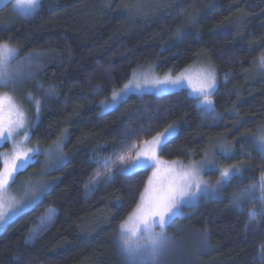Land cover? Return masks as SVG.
<instances>
[{
	"label": "trees",
	"instance_id": "trees-1",
	"mask_svg": "<svg viewBox=\"0 0 264 264\" xmlns=\"http://www.w3.org/2000/svg\"><path fill=\"white\" fill-rule=\"evenodd\" d=\"M2 43L19 58L49 55L22 85L39 108L30 110L31 140L67 138L56 181L0 231V264H264V202L240 199L264 172V154L248 139L264 124V72L247 77L264 55V0H41L30 14L0 21ZM202 57L218 73L212 110L181 89L130 94L101 112L137 67L177 73ZM170 125L177 132L162 159L200 160L220 139L233 152L221 164L241 169L219 197L175 217L155 255L133 253L118 230L151 170L121 174L119 157ZM105 159L107 170L97 163Z\"/></svg>",
	"mask_w": 264,
	"mask_h": 264
},
{
	"label": "rangeland",
	"instance_id": "rangeland-1",
	"mask_svg": "<svg viewBox=\"0 0 264 264\" xmlns=\"http://www.w3.org/2000/svg\"><path fill=\"white\" fill-rule=\"evenodd\" d=\"M40 1L41 0H39V3ZM7 4H9L8 9L6 8L5 11L0 13L1 23L15 20L18 17H24L38 7L30 8L27 3L23 2V0L19 6L16 5V0H3V2H0V8L6 6ZM2 44L7 45L8 48L14 49L15 51L12 53H0V61H3V63H0V95L12 98V100L15 102V105L23 113L24 126L16 128L12 139L6 141L0 140V145L8 144V147L5 146L2 150H0V155L2 158L4 156L10 155L16 148L22 149L24 151L35 148L39 149V152L35 155V158L31 162L35 163L36 166L29 170H26L25 168L17 173L15 175L14 182L9 181V187L5 191L0 192V199H2L4 203L3 210L10 217L6 220V222H0V231L8 222L33 206L40 199L43 193L46 192L56 181L55 179H52V174L64 163V155H66L64 143L67 138V135H65L64 137L59 138L57 142H54L50 145H40L31 140L32 128L34 127L35 123L30 125V110L34 108L35 114H37V112L39 113V108L38 103L33 100L31 95L23 96L22 85L25 84L26 81L34 74V72L37 71V69L44 63V61L49 58V55L45 53H32L19 58L16 47L9 43ZM207 72H211L215 78L213 89L209 94V99L212 101L211 107L201 102L203 97L200 95L199 91H197V89L201 88L203 77L207 74ZM263 72L264 68H261L258 60L254 64L247 77L252 79L254 74L259 75ZM177 78H180L182 81L180 85H174L172 83H156L158 80H176ZM217 84L218 73L213 65L204 57L200 58L198 62L191 64L177 73L167 72L165 74H159L153 67L140 66L133 71L128 82H126L122 87L116 89L107 100H104L100 103V109L101 112L104 113L109 109L116 107L130 94H143L148 92L162 94L185 89L196 99L197 107L204 108L206 110H212L214 107L213 95L217 89ZM126 85L128 86L127 88H125ZM114 94L117 97L115 100L113 99ZM8 114L9 106L6 102L0 115H2L5 120H7ZM11 119L14 121L17 120L15 111H13ZM262 132H264V124L258 128L255 133L248 135V139L258 151H260L257 147L258 137ZM25 135H27V139H25ZM143 146L144 142L140 145H136L133 149V154L129 156L135 157L136 152L139 151ZM159 151L160 150L157 151V156L162 162V166L159 169L160 178L156 182L157 187H160L161 185L166 186L168 182L176 178L174 173L171 175L168 174L167 168L168 165H174L175 170H179L181 167L184 169H196L198 172L196 180L199 182V188L194 186L187 187L185 191L188 193V195L177 197L176 208L173 209V211H176L177 214L169 218L167 223H165L162 228L158 223H156L152 224L150 229L146 231L145 225L137 215L136 210L138 205L143 202L144 198L149 195L145 192V189L148 187L149 178L152 177L153 172L157 171L155 167L150 168L151 171L149 178L147 179V183L140 195L137 205L122 222L118 230L120 243L122 246H124L125 250H135L133 253L143 250L150 251L151 245L148 243V237L150 234L162 233L163 235L160 241L165 240L167 238L164 234L166 233V226L175 217H182L185 214L190 213L192 208L200 199L208 196L211 198L217 196L219 197L222 194V191L225 189V186L229 183L227 182L218 184V181L221 180V170L229 168L233 165L239 169L238 173L241 169V166L236 163L232 165H227L224 163L221 164V160L219 159H227L233 155V152L232 147L220 139L210 144L202 159L188 163L179 160H164L159 156ZM29 155H31V153H29ZM124 163H127V161H121L120 165L122 166ZM2 168L3 163L1 164L0 170H2ZM200 189H204L205 191H201ZM237 197V194L234 195V197H231L232 203ZM244 198H257L262 200L258 181L256 185L251 186L248 191L245 193L243 192V194L240 195V199L245 200ZM262 201L264 202V200ZM13 212H15L14 215ZM48 217H53V214L50 213ZM154 219L158 220L159 218L154 217ZM33 232L36 233L37 229H35ZM184 232L185 229L183 228L177 229L178 234H182ZM176 240L181 241L180 238ZM160 241L159 244L161 243Z\"/></svg>",
	"mask_w": 264,
	"mask_h": 264
},
{
	"label": "snow or ice",
	"instance_id": "snow-or-ice-1",
	"mask_svg": "<svg viewBox=\"0 0 264 264\" xmlns=\"http://www.w3.org/2000/svg\"><path fill=\"white\" fill-rule=\"evenodd\" d=\"M3 2V0H0ZM27 3L30 8H36L38 6L39 0H23ZM22 3V0H16V5L19 6ZM14 49H10L5 44H0V53L14 52ZM10 58V57H9ZM3 63V61H0ZM259 64L261 68H264V56L259 58ZM6 82V81H5ZM156 83H172L174 85H180L182 83L180 78L176 80H165V81H156ZM215 83L214 75L211 72L203 77V82L201 88L197 89L200 95L203 97L201 101L203 104L211 107L212 101L209 99V94L213 89ZM128 86L126 85L125 88ZM117 97L114 94L113 99ZM7 102L9 106L8 119L0 115V140H9L13 138V133L18 127H23V113L15 105V102L11 97L0 95V113H2L3 107ZM13 111L17 115V120L11 119ZM176 128L174 126H169L163 132L158 133L150 141H145L144 146L136 152L135 157L121 155L119 157L120 161H127L124 163L118 171L124 175H130L141 169H147L155 167L156 172H153L152 177L149 178L148 187L145 189V192L149 195L144 198L143 202L138 205L137 215L140 217L142 222L145 225V230H149L152 224L158 223L162 228L168 219L177 214L176 211H173L176 208L177 197H183L188 195L185 191L187 187H196L199 188V182L196 180L198 172L196 169H184L179 168V170L174 169V165H168V174L171 175L174 173L175 179L168 182L166 186L161 185L160 187L156 186V182L160 178L159 169L162 166V162L157 156L158 150H163L167 146V142L176 135ZM25 135V139H27ZM135 147V146H134ZM257 147L259 150L264 153V132H262L258 137ZM39 152V149H28L24 151L22 149L16 148L14 152L10 155L4 156L2 158L3 168L0 170V192L5 191L9 187V181L14 182L15 175L21 170L27 168L29 164L35 158V155ZM31 153V155H29ZM97 163H102V166L107 170L109 164L113 163L110 160L97 161ZM239 169L236 166H231L221 170V180L218 181V184L227 183L232 177L238 173ZM108 179H111L113 174L107 172ZM258 183L260 185L261 199L264 200V172L261 173ZM205 191L204 189H200ZM194 198V197H193ZM243 202H237V207H239ZM3 200L0 199V222H6L10 217L5 213ZM178 211V209H177ZM15 212H13V215ZM154 217H158L156 220ZM162 233L160 234H150L148 237V243L151 245V252L155 255L157 251V246L162 239ZM123 238V237H122Z\"/></svg>",
	"mask_w": 264,
	"mask_h": 264
}]
</instances>
